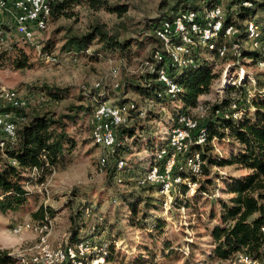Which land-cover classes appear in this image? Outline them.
<instances>
[{
	"label": "rangeland",
	"instance_id": "1",
	"mask_svg": "<svg viewBox=\"0 0 264 264\" xmlns=\"http://www.w3.org/2000/svg\"><path fill=\"white\" fill-rule=\"evenodd\" d=\"M175 1L177 0H113L112 2L104 0L105 8L99 11L92 10L87 3L80 1L68 7L66 16L57 20L51 19L36 44L29 45L21 39L10 37L5 49L0 53L5 56V61L0 67V86L14 88L28 99V107L21 115L25 119L21 121L17 117V126L26 123L35 114L47 113L55 119L69 114L70 106L86 105L82 95L91 91L104 95V100L111 103L134 102L142 113L143 124L149 127L150 132H153L145 137L138 134L141 137L139 140L127 141L130 153L125 156V163L128 169L131 166L134 168L131 174L133 177L140 176L150 166L155 145L159 147L165 143L170 131L171 119L173 114L179 111L176 110L179 104L160 105L125 86L127 83L140 84L141 75L146 70L143 62L152 51V45L144 43L145 36L149 34L146 30L148 22L168 15ZM227 2V0L223 2L225 10ZM182 8L183 5L179 6L178 10ZM110 9L123 10V13L119 14ZM94 23L103 25L109 35H117L119 41L131 39L143 46L133 45L131 54L127 58L120 57L118 53H100L98 57L91 59L61 54L60 47L66 31L83 34ZM46 42L51 51L47 56L49 59L42 54V47ZM98 49L99 46L94 42L89 53ZM21 53L26 56L30 66L18 69L12 61L15 57H20ZM207 58L213 62L214 72L218 73L219 79L212 82L209 93L199 97L202 106L218 104L228 98H237L239 94L229 90L233 87L235 77L225 72L222 62L213 57L207 56ZM246 60L243 61L245 65H241L240 61L238 67H243L246 74V77L243 76L242 79H253L254 84L251 82L246 84L245 92H248V96L253 95L252 86L257 83L260 84L257 89L261 95H264V72L256 65L250 64L252 62L249 59ZM112 67L119 68L116 79L111 77ZM114 82H118V89L112 87ZM96 83L100 85L98 91L94 90ZM44 86L67 88L69 95L64 100L52 101L41 94ZM231 107L228 113H231ZM192 110L194 109L187 111L192 112ZM193 113L198 117L202 115L199 110ZM65 130L73 139L74 147L67 151L63 160L49 167L47 171L41 172L37 168L28 170L24 176L28 180L24 188L29 193L26 204L15 212L0 213V253H7L15 259V262L12 261L10 264H17L18 259L22 257L29 258L33 254L36 243L34 235L30 232L21 235L13 234L12 230L15 226L48 219L53 223L50 243L56 246L70 238L69 217L77 206L84 208V227L79 233V240L93 239L96 243H114L115 256L108 264L232 263L231 260H213L206 263L211 250V238L208 236L205 225L208 228L211 225L207 223L205 213L211 209V200L206 197L199 199L196 216H192L185 207L177 209L176 206H172V203L165 211L163 203L160 208L157 198H155L157 199L155 207L146 209L144 203L140 204L137 207V214L134 215L131 207L120 199L118 193L137 192L141 189L131 187L133 182H128L125 176L127 171L121 172V178L125 176L124 183H117L112 189L105 187L106 166L101 165V159H106L109 152L92 144L88 114H79L75 123H67ZM143 138L150 139L147 147L144 146L147 141ZM210 145L212 156L218 155L225 158L238 148L236 144L228 140L220 142L214 139ZM13 166L18 167V165ZM211 171L214 183L208 187L210 193L223 187L220 177L228 178L247 174L246 170L236 166L212 168ZM73 188H76L73 192L74 197L70 194ZM192 190L191 194H187L190 192L187 191L186 197L194 194L195 188ZM221 197L224 200L228 198L226 195ZM70 199L74 201L73 207L69 206ZM40 208L45 213L42 214V219L34 220L32 214ZM217 209L218 207L214 206V210ZM143 212L148 216L145 221L142 219ZM155 219H161L165 223L161 234L141 228V224L149 225ZM166 240L170 241L172 249L177 253L169 259L163 257ZM143 247H147L148 250H143Z\"/></svg>",
	"mask_w": 264,
	"mask_h": 264
},
{
	"label": "trees",
	"instance_id": "2",
	"mask_svg": "<svg viewBox=\"0 0 264 264\" xmlns=\"http://www.w3.org/2000/svg\"><path fill=\"white\" fill-rule=\"evenodd\" d=\"M85 2L94 10L99 11L104 7V0H63L52 6L50 20H57L66 16L68 7L75 5L77 2ZM227 9L225 10L224 26H235L239 33L233 40L241 42L245 39V28L243 23L253 20L255 24L264 31V0H227ZM224 2V0H177L170 7L168 15L150 20L146 27L149 32L144 38L145 44L152 45L150 56L145 61L153 64V68H159L162 61H155L153 55L156 51H161V44L153 37V30L162 20L174 18L179 12L185 10H200L214 4ZM248 2L251 6L245 7L243 3ZM183 5L182 9L179 6ZM224 6V4H223ZM119 14L123 10H113ZM96 42L99 46L97 51L86 53L90 50L92 44ZM34 45V43H29ZM140 46L138 41L131 39L119 41L117 35H109L104 26L99 23L90 25L83 34H74L66 31L62 39L60 47L61 54L73 55L77 57L96 58L100 53L110 54L118 53L120 57L127 58L131 54L132 46ZM143 46V45H142ZM141 46V47H142ZM51 53L48 42L42 47L43 56L47 57ZM213 51L207 48L198 49L192 54L195 61L194 67L179 69L176 66H167L166 70L169 77L179 86L180 92L175 96L166 95L162 85L155 82L154 73H144L141 75L140 84L127 83V89L133 90L154 103L163 105L167 103H177L176 113L173 114L169 130L177 126V118L180 114L189 113L188 109H197L199 107L207 108L205 116L200 119L199 127L206 131V141L202 145L193 143L189 150L181 155L177 161L176 174L182 179L190 182L198 183L193 195L186 193L188 188L185 184L177 186V192L173 195L172 206L177 209L185 207L190 211L192 216L197 214V202L202 197L211 200V209L205 213L208 229V236L211 238V250L207 256L208 261H228L231 262L238 254H245L258 261L259 264L264 263V95H261L259 89L260 84L253 87L254 94L248 96L245 92V85L249 80H244L241 84H233L229 90L239 94L237 98H228L220 101L218 104L205 105L199 101V97L209 93L212 82L219 79L218 73L214 72L213 62L207 56H213ZM249 59L252 65H256L259 61H264V57L249 49H241V65H245L243 61ZM5 61V56L0 55V67ZM18 69L30 66L27 58L21 53L20 57H15L12 61ZM250 84V83H249ZM41 94L52 101L64 100L69 95L67 88H54L44 86ZM82 98L86 101V105L70 106L69 114H65L55 119L49 114H35L29 118L26 123L17 126L16 143L11 147H6L0 152V213L15 212L23 207L28 199L29 193L25 190L24 184L27 179L25 173L37 168L41 172L47 171L49 167L55 166L59 161L65 158L68 150L74 147L73 139L66 133L67 123H75L79 114H91L93 107L101 100L104 95H99L94 91L85 93ZM124 103V102H121ZM114 103V104H121ZM232 105L236 106L235 111L231 113H239V117H224L225 112L230 111ZM253 109V111H251ZM25 109L16 110V116L19 120L24 121L23 111ZM218 112V113H216ZM149 127H146L141 120L139 113H133L124 125H121L116 132V142L106 157V181L105 187L112 189L116 186V175L118 173L117 164L124 161L123 171L127 173L128 182H133L131 187L141 189L140 191H131L130 193H122L120 199L131 207L134 215L137 214V207L145 204L147 208L156 206L157 199L162 204V196L159 195V185H148L137 187L136 180L139 176L133 177L131 166L127 168L125 156L130 153L128 140L141 138L142 136L151 135ZM153 135V134H152ZM137 136V137H136ZM144 140L146 138H143ZM216 141H232L238 146L237 150L231 152L228 158L218 155H211L212 140ZM136 140V141H138ZM150 139H146L144 146L147 147ZM153 144V143H152ZM165 143L159 147L155 145V152L151 165L154 162L156 152L164 147ZM198 154L202 162L201 172L199 176L192 175L186 166V160L193 155ZM17 163L18 167L13 166L10 161ZM227 166H236L237 168L247 171L245 175L236 177H220L223 187L217 188L210 193L208 187L214 183L212 176V168H224ZM147 169V168H146ZM145 169V170H146ZM121 178V183H124ZM71 190V196L74 197ZM159 197H155L158 196ZM222 195L228 196L222 199ZM157 198V199H155ZM69 206L73 207L74 201L69 200ZM214 206L218 209L214 210ZM73 209V208H72ZM84 208L77 206L72 210L69 217V241L74 243L79 240V233L84 227L83 221ZM43 209H38L32 214L34 220L42 219ZM196 213V214H195ZM145 214V215H144ZM143 221L148 219L145 212L142 213ZM48 219L37 221V223L45 222ZM143 225V226H142ZM149 227V228H148ZM165 223L161 219H155L151 224H141V228L147 231L159 233L163 231ZM150 229V230H149ZM102 243V242H101ZM107 243V255L105 256L106 264L112 261L114 255V243ZM147 251V247H143ZM164 258L169 259L177 254L171 247L170 241L164 242L163 248ZM188 260V257L186 258ZM14 261L13 257L7 253H0V264H10ZM187 262V261H186ZM143 263V262H142ZM18 264V263H17ZM141 264V263H140Z\"/></svg>",
	"mask_w": 264,
	"mask_h": 264
},
{
	"label": "built area",
	"instance_id": "3",
	"mask_svg": "<svg viewBox=\"0 0 264 264\" xmlns=\"http://www.w3.org/2000/svg\"><path fill=\"white\" fill-rule=\"evenodd\" d=\"M63 0H0V53L5 49L10 37L21 39L24 43H37L38 38L47 29L52 6ZM112 2L113 0H107ZM243 6L250 7L248 2ZM225 9L223 4H214L200 10H185L174 18L162 20L153 30V37L161 44V51L153 55L155 61H162L164 66L153 68V64L144 61V73H154L155 82L162 85L166 95L175 96L180 92L179 86L172 80L166 70L169 65L179 69L194 67L192 54L198 49L207 48L213 51V58L223 63L226 73L235 77L233 84H241L246 74L243 67H238L241 49L246 48L264 57V31L253 20L243 23L245 39L241 42L233 40L239 33L235 26H224ZM89 53L88 51H85ZM48 58V57H47ZM49 59V58H48ZM247 61V60H246ZM256 67L264 72V61H259ZM143 73V74H144ZM110 74L113 79L119 75V68L112 67ZM242 75V76H241ZM245 79V78H244ZM249 82L254 84L253 79ZM112 87L119 88L118 82ZM96 83L94 90H100ZM101 96V95H100ZM28 99L14 88L0 86V152L6 147L11 148L16 143V110L26 109ZM232 105L231 110L235 111ZM202 112L200 117L193 112ZM142 113L134 102L114 104L109 101H99L89 116L90 137L93 145L110 152L116 142V132L124 125L133 113ZM207 108L199 107L192 112L180 114L177 126L171 129L165 139V145L156 152L154 162L137 178V187L159 185V195L162 196V206L166 211L170 208L177 186L185 184L191 194L197 183L182 179L176 174L178 158L185 154L195 143L202 145L206 141V131L199 127V121L205 116ZM218 113V112H216ZM239 117V113L225 112L224 117ZM106 159H101L104 165ZM12 165H17L13 160ZM189 173L199 176L202 162L198 154L186 160ZM124 161L117 164L116 182L121 184V172ZM13 234L21 235L30 232L36 243L33 254L25 259L19 258L18 264H106L107 243H96L93 239H81L71 243L67 238L63 243L53 246L50 238L53 234V223L25 222L15 226ZM264 233V228L262 229ZM231 264H259L245 254H238ZM264 264V263H263Z\"/></svg>",
	"mask_w": 264,
	"mask_h": 264
}]
</instances>
